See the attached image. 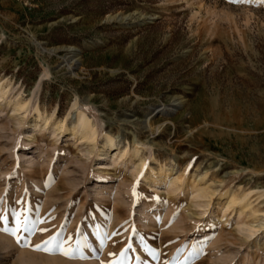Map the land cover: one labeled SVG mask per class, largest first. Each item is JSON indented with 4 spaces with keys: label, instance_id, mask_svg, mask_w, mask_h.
Returning a JSON list of instances; mask_svg holds the SVG:
<instances>
[{
    "label": "rangeland",
    "instance_id": "1",
    "mask_svg": "<svg viewBox=\"0 0 264 264\" xmlns=\"http://www.w3.org/2000/svg\"><path fill=\"white\" fill-rule=\"evenodd\" d=\"M0 82L30 102L0 101V228L24 213L49 231L21 244L59 232L77 249L0 231V264H264V227L248 240L239 214L213 212L222 185L264 192V0H0ZM36 105L54 117L41 132ZM80 108L133 160L100 168L87 142L54 132ZM159 162L206 175L210 205L136 175Z\"/></svg>",
    "mask_w": 264,
    "mask_h": 264
},
{
    "label": "bare ground",
    "instance_id": "2",
    "mask_svg": "<svg viewBox=\"0 0 264 264\" xmlns=\"http://www.w3.org/2000/svg\"><path fill=\"white\" fill-rule=\"evenodd\" d=\"M7 94L8 89H5L3 83L0 82V101L7 100L8 104H12L14 109L19 111L21 109L25 111L29 109L30 102L25 101L20 97L10 99L8 96L6 98ZM34 110L37 113V117L34 120L33 127L35 132H41L44 123H50L52 120H54V117L46 118L42 114L39 105H36ZM93 121L94 120L88 114L87 110L85 108H80L75 113V118L71 124L69 123L68 118L63 119L61 122H56L55 120V124L53 125L55 128L54 132L57 129L66 133L69 131L74 136L80 137L82 141L87 142V144L92 149L90 152V160L91 162L98 161L100 165L98 167L100 168L102 167L105 169V166L110 161L113 164L117 162H126L127 160L132 161L134 155L131 153V146L129 144H124L120 140H117L114 135L100 130V128L96 126ZM101 139L103 142V147L101 146L102 148L100 147L101 144H99ZM140 145H137L133 151L138 159H141V157H139L141 148ZM189 173V170H185L183 172L178 171L175 174L173 171L172 174L174 175H172L170 173L169 167H167V165L164 163H160L158 166H155L152 163H147L137 167L136 170V175L140 178V180L153 189L158 190L162 186H165L166 189L168 188V190L172 192L179 190L183 191L187 189L191 194L192 199L197 201L196 203H199L200 206H209L212 202L213 194L211 193V189L209 190L207 189L208 187L205 188L202 185V182L206 181V175H190ZM96 176L99 179L108 178V174L104 171L96 172ZM235 190L227 185H222V187L218 190V201H215L216 204L213 212L215 210V213L221 211L226 213V211L230 210L227 216H229L230 213L239 214L236 222L239 225L238 228L240 231L244 232L245 236H247L248 240H250L256 236L262 227H264V210L261 208L259 203H254L255 200L264 195V192H262L256 199H252L256 190L239 192H236ZM248 217L249 219H246ZM93 248V245H90L88 247V251L92 252ZM257 250H260V247L257 248ZM257 250H255L254 253H257Z\"/></svg>",
    "mask_w": 264,
    "mask_h": 264
},
{
    "label": "snow or ice",
    "instance_id": "3",
    "mask_svg": "<svg viewBox=\"0 0 264 264\" xmlns=\"http://www.w3.org/2000/svg\"><path fill=\"white\" fill-rule=\"evenodd\" d=\"M231 2H248L252 3L254 0H231ZM5 221H7V217H3ZM17 224L16 227L9 230L8 228H0V231H3L16 239L17 244H21L22 237L19 236L20 232H29L35 233L36 231L46 232L48 229L37 228L35 225H30L28 218L24 215V213H19L16 216ZM21 246H31L35 251H44L50 255L52 254H61L66 256L67 258H74L77 252L76 248L66 246V240L62 237L61 233L57 232L54 235L50 236L48 239L41 242L38 245H30V244H21ZM115 264V261L112 262Z\"/></svg>",
    "mask_w": 264,
    "mask_h": 264
}]
</instances>
